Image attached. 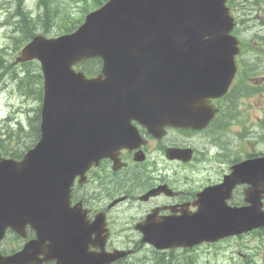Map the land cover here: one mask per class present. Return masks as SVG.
Returning <instances> with one entry per match:
<instances>
[{
    "label": "water",
    "instance_id": "95a60500",
    "mask_svg": "<svg viewBox=\"0 0 264 264\" xmlns=\"http://www.w3.org/2000/svg\"><path fill=\"white\" fill-rule=\"evenodd\" d=\"M225 4L226 0H112L89 15L77 32L57 39L38 35L23 49L18 61L36 58L43 69L41 137L21 162L0 155V241L8 228L23 235L25 224L37 231L39 241L15 255L0 254V264L53 259L75 263L80 253L69 241L76 234L72 227L65 228L70 223L73 179L130 142L121 133L136 135L132 119H144L152 133L167 125L197 128V122H209L214 111L208 99L227 92L236 72L233 57L239 52ZM97 56L104 62L97 78L73 70L78 62ZM201 111L205 114L198 116ZM253 163L233 175L227 187L230 191L239 182L252 184L256 193L249 208H222L213 219L199 220L195 232H188L191 237L157 236L160 243H154L168 246L178 238L191 245L264 227L261 196L257 197V191L264 193V160ZM210 192L220 205L217 197L222 191ZM49 234L62 246L51 243L48 248L44 243Z\"/></svg>",
    "mask_w": 264,
    "mask_h": 264
},
{
    "label": "flooded vegetation",
    "instance_id": "af4514ba",
    "mask_svg": "<svg viewBox=\"0 0 264 264\" xmlns=\"http://www.w3.org/2000/svg\"><path fill=\"white\" fill-rule=\"evenodd\" d=\"M245 55L237 60L238 72L230 92L211 101L218 113L207 128L167 127L164 134L154 137L134 121L143 141L121 150L117 162L106 159L92 166L83 183L76 180L72 189L74 200L84 205L90 220L103 219L101 234H96L99 228L95 229L91 238L102 237L106 241L102 248H91V251L128 252L114 264L129 261L133 264H190L194 258L201 264L202 258L203 264H221L220 251L230 248L232 241L255 233L193 247L165 248L144 240L147 235L173 234V230L165 228H177L179 222L213 219L214 213L223 208L222 204L234 209L250 205L248 198L246 202L245 185L236 187L226 200L219 198L220 205L210 202L212 196L204 194L207 188L220 185L235 165L264 154L252 151L253 145L260 142L253 143L248 136L220 144V133L227 130L230 123H237L234 110L238 108V113L243 114L239 107L245 109L242 103L252 94L249 86L258 77V72L244 59ZM90 226L93 225L90 223ZM151 228L155 231L147 232ZM256 232L264 233V229ZM34 238V231L28 230L23 245ZM238 253L239 259H228L229 264L248 261L249 255Z\"/></svg>",
    "mask_w": 264,
    "mask_h": 264
},
{
    "label": "rangeland",
    "instance_id": "374dc122",
    "mask_svg": "<svg viewBox=\"0 0 264 264\" xmlns=\"http://www.w3.org/2000/svg\"><path fill=\"white\" fill-rule=\"evenodd\" d=\"M256 1L235 0L238 8L236 17L239 16L240 19L237 26L240 33L238 36L246 39L247 55L244 59L249 61L253 71L258 72V77L253 80L255 87L249 86L252 94L242 103L245 109L239 107L243 114L238 113V108L234 110L237 123H230L227 130L220 133V144L248 136L251 142H260L253 145V149L249 146V149L253 152H264V0ZM43 3L52 6L53 20L46 19ZM94 4V0H0V50L4 49V52H0V76H4L0 77V144L4 145L6 150L17 148L25 152L36 144L37 138L32 125L42 105V96L38 93L43 88V80L40 77V80L34 79L32 82L33 76L41 73L37 62L31 63L30 66L14 64L18 54L17 44L23 46L28 39L27 30L20 23L19 6L27 9L30 16L34 17V25L31 24L33 33L49 31L52 37L60 35L70 23L76 24L77 21L83 20L86 13L94 8ZM84 67L91 68L89 65ZM6 69L11 72L15 70L16 76L5 72ZM20 78L26 80L27 87L33 91L29 92V95L26 94L25 86L20 84ZM9 118L12 121L8 120ZM8 244H14L13 248L17 247L16 242L9 241ZM230 246L218 253L221 256V264H229L228 261L233 258L239 259L238 252L249 255L248 261L243 260L239 264H264L263 232H255L242 240H234ZM190 264L201 262H196L194 258Z\"/></svg>",
    "mask_w": 264,
    "mask_h": 264
},
{
    "label": "trees",
    "instance_id": "16d2710c",
    "mask_svg": "<svg viewBox=\"0 0 264 264\" xmlns=\"http://www.w3.org/2000/svg\"><path fill=\"white\" fill-rule=\"evenodd\" d=\"M23 13V11H21L20 12V15ZM25 15V14H24ZM23 16V15H22ZM25 17H26V15H25ZM48 21H49V16H47V18H46ZM21 24H22V26L28 31L29 30V28H31V24H32V22L31 21H29V19H27V17L26 18H24L23 20H22V22H21ZM32 25H34V24H32ZM77 26V24H74L73 26H71V27H73V28H75ZM67 31H70V29L69 30H67ZM47 32V31H46ZM20 45L19 44H17V47H19ZM95 62H97V63H99L100 61H98V60H94ZM32 130H33V132L36 134V138H38V136H39V126L37 125V119H36V121L34 122V124L32 125ZM22 154L23 153H20L19 151H15L14 153H12V156H13V158H19V157H21L22 156Z\"/></svg>",
    "mask_w": 264,
    "mask_h": 264
},
{
    "label": "bare ground",
    "instance_id": "6f19581e",
    "mask_svg": "<svg viewBox=\"0 0 264 264\" xmlns=\"http://www.w3.org/2000/svg\"><path fill=\"white\" fill-rule=\"evenodd\" d=\"M257 1H258V0H257ZM257 1H256V2H257Z\"/></svg>",
    "mask_w": 264,
    "mask_h": 264
}]
</instances>
